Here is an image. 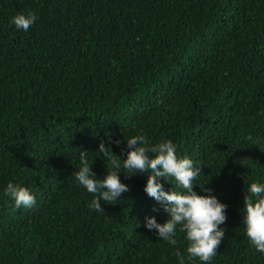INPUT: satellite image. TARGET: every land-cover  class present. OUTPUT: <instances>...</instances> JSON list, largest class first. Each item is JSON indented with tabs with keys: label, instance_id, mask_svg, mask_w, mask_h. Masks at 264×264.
Returning a JSON list of instances; mask_svg holds the SVG:
<instances>
[{
	"label": "trees",
	"instance_id": "16d2710c",
	"mask_svg": "<svg viewBox=\"0 0 264 264\" xmlns=\"http://www.w3.org/2000/svg\"><path fill=\"white\" fill-rule=\"evenodd\" d=\"M29 10L27 31L10 23ZM136 133L171 139L227 204L215 254L186 264H264L242 221L264 182V0H0V264H179V227L176 244L144 227L167 215L146 173L121 170L103 212L75 181L80 149L102 178L98 144L123 159ZM8 180L36 202L15 206Z\"/></svg>",
	"mask_w": 264,
	"mask_h": 264
},
{
	"label": "clouds",
	"instance_id": "9594fccd",
	"mask_svg": "<svg viewBox=\"0 0 264 264\" xmlns=\"http://www.w3.org/2000/svg\"><path fill=\"white\" fill-rule=\"evenodd\" d=\"M34 20V13L29 10L14 14L10 23L27 31ZM113 142L118 144L120 141ZM124 145L121 149L124 158L121 159L103 142L98 144L99 153L110 161L102 178L92 172L88 150L80 149L79 167L73 174L75 181L93 194L88 207L103 212L101 200L115 202L122 192L128 190V185L119 178L121 170L146 173L143 190L159 203L167 215L163 222H158L154 215H146L144 227L155 230V235L169 244H176L179 227L187 242L186 255L176 250L179 264H186L193 258L208 262L224 236L222 225L226 219L224 210L227 204L217 198L212 188L205 186L206 181L195 182L200 175L198 163L189 156H179L176 144L169 138L150 143L143 134L136 133L129 135ZM161 177L174 180L176 188L166 190ZM194 183L200 187V193L193 190ZM3 192L12 198L17 207H30L36 202L29 187L12 180L6 182ZM242 208L245 235L258 251L264 253V182L253 180L246 185Z\"/></svg>",
	"mask_w": 264,
	"mask_h": 264
}]
</instances>
